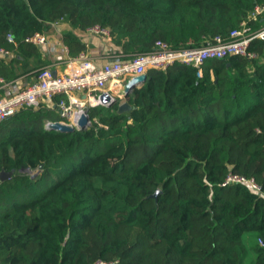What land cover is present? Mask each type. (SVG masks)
<instances>
[{
  "label": "trees",
  "instance_id": "trees-1",
  "mask_svg": "<svg viewBox=\"0 0 264 264\" xmlns=\"http://www.w3.org/2000/svg\"><path fill=\"white\" fill-rule=\"evenodd\" d=\"M60 19L107 30L111 59L128 61L157 41L181 49L260 28L264 0H0V49L39 61L24 40ZM63 42L85 51L72 32ZM249 50L258 58L207 61L201 78L150 70L113 106L89 107L84 130H45L59 96L1 122L0 172L13 174L0 182V264H264V42ZM0 77L16 75L0 64ZM229 173L261 193L222 186Z\"/></svg>",
  "mask_w": 264,
  "mask_h": 264
},
{
  "label": "built area",
  "instance_id": "built-area-1",
  "mask_svg": "<svg viewBox=\"0 0 264 264\" xmlns=\"http://www.w3.org/2000/svg\"><path fill=\"white\" fill-rule=\"evenodd\" d=\"M263 9L256 8L250 15L251 20ZM88 35L100 36L109 41L108 31L92 26L85 30ZM8 43H14L12 34L6 35ZM35 46L44 45L46 39L43 34L36 33L24 40ZM252 42H264V25L252 29L247 22L231 31L227 39L221 36L204 39L198 46H190L181 49H172L169 44L157 41L150 52L138 54L128 61H113L97 65L89 56L81 52L75 57L69 56L68 48L60 49L51 47L50 54L55 64H64V69L54 72L50 67H44L37 71L34 81L18 93L0 98V123L13 116L21 109L37 110L45 101H51L54 97L60 99L54 104L59 121L62 124L78 127V122L84 111L89 107L100 105L99 98L102 94H109L112 99H123L122 90L125 84L135 78L146 75L148 71H165L174 64H180L196 70V78L202 77V66L211 60H223L237 56L246 60H255L258 54L251 51ZM0 53H5L0 49ZM83 94V100H75V94ZM51 121H46L44 128ZM249 184L257 193H261L260 187L253 180L229 173L222 184ZM258 244L264 248V243L258 240ZM102 264V263H97Z\"/></svg>",
  "mask_w": 264,
  "mask_h": 264
},
{
  "label": "crops",
  "instance_id": "crops-1",
  "mask_svg": "<svg viewBox=\"0 0 264 264\" xmlns=\"http://www.w3.org/2000/svg\"><path fill=\"white\" fill-rule=\"evenodd\" d=\"M261 24L263 26L264 22ZM68 32H72L80 39L85 47L83 53L89 56L97 65L113 60L111 58H114V56H110L109 53L115 49L108 41H105L100 36L88 35L85 31L72 29L64 19L57 20L48 24L44 32L41 33L44 35L46 43L40 46L33 45L37 48L39 61L33 56H21L15 50L9 52L3 49L5 53H0V59H2L1 66L6 69L7 73L16 75L13 79L0 77V98L12 96L29 86L34 81L36 72L40 69L37 67L39 62L43 63L44 67H50L54 72L60 73L64 69V64H55L49 49L53 47L58 50L63 46L67 47L63 42V35ZM79 53L72 55L69 52V56L75 57ZM74 96L75 100L79 102L83 100V94L81 93H76ZM44 104L49 107L51 101H45Z\"/></svg>",
  "mask_w": 264,
  "mask_h": 264
},
{
  "label": "water",
  "instance_id": "water-1",
  "mask_svg": "<svg viewBox=\"0 0 264 264\" xmlns=\"http://www.w3.org/2000/svg\"><path fill=\"white\" fill-rule=\"evenodd\" d=\"M113 61H118L116 59L111 60L110 62ZM146 81V75H143L139 78H135L133 80H131L129 83L125 84L122 90V96L123 98H125L134 88H137L139 86H141L144 82ZM99 102L101 106H104L106 108H109L111 106H113L116 103L115 99H112L109 94L105 93L102 94L99 98ZM131 109V106L126 102H121L120 104H118L117 106V113H123L126 111H129ZM91 122L89 120L87 111H84V114L81 116L80 121L78 122V127L74 128L71 126H67L65 124H62L58 121L55 122H50L45 130L48 131H55V132H60V133H71L74 132L75 130H84L87 129L88 127H90ZM41 170V166H39L38 170H36V172L33 174L30 171L27 170H21L20 173H27L30 175L31 178H34L35 175L37 173H39V171ZM13 172H4L1 171L0 172V182L6 181L8 180L11 176H12ZM160 191H156L153 195L149 196V198H156V196L159 194Z\"/></svg>",
  "mask_w": 264,
  "mask_h": 264
},
{
  "label": "rangeland",
  "instance_id": "rangeland-1",
  "mask_svg": "<svg viewBox=\"0 0 264 264\" xmlns=\"http://www.w3.org/2000/svg\"><path fill=\"white\" fill-rule=\"evenodd\" d=\"M36 171H32L31 173H35ZM29 194V193H28ZM32 195V193H30L29 195H27V198H29Z\"/></svg>",
  "mask_w": 264,
  "mask_h": 264
}]
</instances>
